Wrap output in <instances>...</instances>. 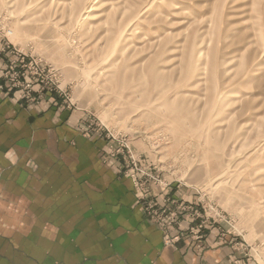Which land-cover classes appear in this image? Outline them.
I'll return each instance as SVG.
<instances>
[{"label": "rangeland", "instance_id": "374dc122", "mask_svg": "<svg viewBox=\"0 0 264 264\" xmlns=\"http://www.w3.org/2000/svg\"><path fill=\"white\" fill-rule=\"evenodd\" d=\"M0 42L2 80L41 66L13 90L84 113L148 220L190 207L167 245L216 229L264 264V0H0Z\"/></svg>", "mask_w": 264, "mask_h": 264}, {"label": "crops", "instance_id": "0c3cea01", "mask_svg": "<svg viewBox=\"0 0 264 264\" xmlns=\"http://www.w3.org/2000/svg\"><path fill=\"white\" fill-rule=\"evenodd\" d=\"M85 118L57 97L31 105L0 90V264H253L216 229L202 248L167 245Z\"/></svg>", "mask_w": 264, "mask_h": 264}, {"label": "built area", "instance_id": "2783aa9c", "mask_svg": "<svg viewBox=\"0 0 264 264\" xmlns=\"http://www.w3.org/2000/svg\"><path fill=\"white\" fill-rule=\"evenodd\" d=\"M20 63H21V67L24 70L16 71L15 67H10V69L6 72V74H4V80L0 84V90L4 89L7 86L13 89L14 87L23 88V86L25 87L28 84H31V83H27L25 85L26 81H23L21 79L22 76H26V74H27V71L25 70V68H27L31 64H24V59L20 60ZM29 68L32 70L31 72L33 74L38 75L40 78L43 76L44 69H42L41 66H39V65H37L36 67L30 66ZM43 81L44 80L41 79V82H43ZM22 93L24 96L26 95L28 97L29 93L25 94L24 91H22ZM136 186L138 188L137 183H136ZM189 209H190V207L185 206V207H181L180 212H178V213H174V212L170 213V207L166 208L165 205L163 206L162 210L158 209L156 204L155 205L148 204L147 207L146 206L144 207V210L148 211V215H149L151 222H153L154 224L159 226L160 229H162V231L167 234V235H165L167 238H169L168 235H170V233L176 232L175 228H178V227L175 225V223L180 221L179 215L185 211H188ZM181 237L182 236H175L172 239H167V243L170 244L171 246H174L175 245L174 243L177 240L181 239ZM194 241H195V243H193V245L195 247H197V248L203 247L202 239L201 240H194Z\"/></svg>", "mask_w": 264, "mask_h": 264}]
</instances>
